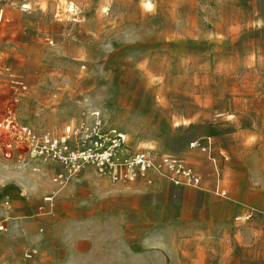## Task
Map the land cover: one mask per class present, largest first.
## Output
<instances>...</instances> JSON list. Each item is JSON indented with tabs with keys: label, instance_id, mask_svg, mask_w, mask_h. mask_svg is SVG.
I'll return each mask as SVG.
<instances>
[{
	"label": "rangeland",
	"instance_id": "rangeland-1",
	"mask_svg": "<svg viewBox=\"0 0 264 264\" xmlns=\"http://www.w3.org/2000/svg\"><path fill=\"white\" fill-rule=\"evenodd\" d=\"M8 109L19 126L49 134L73 157L116 130L126 138L121 162L141 152L173 155L203 180L226 173L264 190V0H0V121ZM207 140L217 169L190 147ZM17 146L6 159L0 143L3 193L21 192L31 211L0 217V264H47L36 262L30 235L14 244L16 220L61 247L79 232L63 227L62 212L85 204L94 211L96 197H125L129 184H173L152 173L151 184L114 183L89 165L61 186L53 178L67 170ZM5 201L10 212L15 204ZM240 237L264 244V215L246 221Z\"/></svg>",
	"mask_w": 264,
	"mask_h": 264
},
{
	"label": "crops",
	"instance_id": "crops-1",
	"mask_svg": "<svg viewBox=\"0 0 264 264\" xmlns=\"http://www.w3.org/2000/svg\"><path fill=\"white\" fill-rule=\"evenodd\" d=\"M15 150L19 152L18 147ZM5 184L0 178V217L27 218L31 210L24 208L22 193L4 194ZM217 186L226 196L215 193ZM125 187L132 192L125 197L112 194L110 201L96 197L94 211L85 204L78 213L62 212L63 227L79 232L70 231L61 247L33 237L18 220L13 222L20 227L13 232L14 244L30 235L36 262L47 264H264V244L240 242L245 222L264 215V190L249 188L246 180L230 181L223 173L215 183L205 177L200 188L167 182L155 188ZM7 199L15 204L10 212ZM52 218L42 220L50 230ZM107 237L109 247L102 245Z\"/></svg>",
	"mask_w": 264,
	"mask_h": 264
},
{
	"label": "built area",
	"instance_id": "built-area-1",
	"mask_svg": "<svg viewBox=\"0 0 264 264\" xmlns=\"http://www.w3.org/2000/svg\"><path fill=\"white\" fill-rule=\"evenodd\" d=\"M125 141V136L116 130L111 134L98 133L93 148L84 149L77 157H73L68 152L67 146H62L61 142L53 139L49 134L38 136L29 128L19 126L11 109L6 111L0 121V143L5 158H11L18 144H28L33 148L32 153L37 158L46 163H55L61 169L67 170V173L57 174L53 178V181L61 186L89 165H94L100 175L109 176L114 183L133 182L140 177L145 178L151 184L149 174L152 173L168 179L176 186L184 185L194 188L202 186V175L184 159L177 156L162 155L155 158L151 153L141 152L121 162L118 153ZM190 147L199 148L202 153H207L217 169L216 159L211 158V140H207L205 144L195 141L190 144ZM215 193L219 196H226L219 186L216 187ZM3 229L4 225L0 226V231ZM26 258L30 259L31 255H26Z\"/></svg>",
	"mask_w": 264,
	"mask_h": 264
},
{
	"label": "bare ground",
	"instance_id": "bare-ground-1",
	"mask_svg": "<svg viewBox=\"0 0 264 264\" xmlns=\"http://www.w3.org/2000/svg\"><path fill=\"white\" fill-rule=\"evenodd\" d=\"M67 131H68V130H67ZM69 131H71V129H69ZM46 200H51V199L47 198Z\"/></svg>",
	"mask_w": 264,
	"mask_h": 264
}]
</instances>
